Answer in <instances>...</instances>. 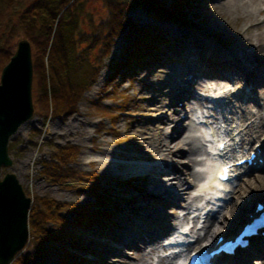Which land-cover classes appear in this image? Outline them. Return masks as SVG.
<instances>
[{
    "label": "rangeland",
    "instance_id": "374dc122",
    "mask_svg": "<svg viewBox=\"0 0 264 264\" xmlns=\"http://www.w3.org/2000/svg\"><path fill=\"white\" fill-rule=\"evenodd\" d=\"M34 1L17 0L18 11H22L24 9L22 6L30 5ZM82 1L80 11L83 17L88 18L90 16L88 13H91L98 19L100 14L107 11L102 0ZM166 1L170 3L172 0ZM230 1L233 2V0ZM228 2L227 0H188L183 10L184 13L180 15L181 20L157 19L142 7L130 9L128 15L134 23L147 27L152 32H161L167 42L171 41L170 44L167 43L168 45L163 46L156 58L154 56L151 60L146 59L126 73L124 77H120L121 72L114 73L112 66L116 62L122 63L124 61V49L132 37L128 29L122 30L115 36L109 56L103 60L96 80L84 91L74 113L67 117L50 114L48 118H45L44 112L39 110L34 102L32 119L24 123L11 138L9 145L14 143V147L13 149L10 148L9 152L13 165L3 168L2 175L7 172L16 174L26 194L31 197L32 204L33 198L36 196H47L57 201L73 202L80 205L94 203L95 196L91 190L93 185L89 183L88 179L72 183V186L68 183L62 186L52 183L41 171V162L53 159L54 146L72 145L77 147L79 152L76 158L69 163V166L84 174H97L99 183L109 193L111 199L115 200V205L109 207L113 213L112 231L103 230L101 232L97 228H83L76 232L86 243L85 246H98L95 253H81V256L93 260L92 264H123V259L131 261V264H136L137 259L133 256L134 250L129 247L124 249V246L134 244L138 248L140 247L141 242L131 238V234L137 227L142 228V226H145V229L142 230L144 235H141L140 238L147 236L152 239L146 249L149 250L150 247L151 250L154 237H158L160 240L157 251L150 257L151 264H157L160 257L169 253L168 248L163 247L164 238L174 229L180 228L186 223H199L205 226L217 219L218 223L222 222L220 223L222 227L226 225L224 230L228 231L230 227H234L239 222L240 216L246 214H244L246 209H253L256 200L264 201V186H261L262 181H264L262 177L264 176L263 167L262 170H255L251 175L236 181L234 187L236 193L230 203L234 209L230 207L226 211L227 214L226 212L204 214L202 209L210 200V196L207 194L208 192L201 190V185L206 180L205 165L210 160L207 149L209 151L211 146H207L208 142L201 129L198 131L196 128L195 132L193 129L195 110L198 109L199 114L200 110L204 111L205 108H198L200 100L197 99L199 104H193L192 107L195 108L193 113H190L191 111L180 112L181 110H179V113H175L174 117L171 118L178 105H170L174 95L170 93L171 95L166 97L168 93H165V88H163L167 84V80L170 79L169 73L173 74L170 65L177 62L185 65V67L188 66V70L193 76L192 72L196 70L197 65L206 70L205 72L198 70L201 72L200 75L197 74L199 75L198 80L203 81L204 85L208 83L209 88L213 86V89L216 90L229 82L230 88L239 90V92H243L246 88L251 89L252 93L248 94L250 95L247 97L248 99L241 96L240 101L234 103L236 108L239 105L241 107L242 104L243 109L247 107V111L252 114L257 112V108L264 114V95L256 86L259 78L263 79L262 82H264V62H261L258 55V57L246 55L254 44L251 45L249 41L243 43L245 36H247L244 31L248 25H256L258 20L264 18V11H260L261 8L264 10V0ZM2 30L1 27L0 32ZM248 33L256 34L258 30L254 28ZM23 38L26 37H19L17 40L16 49L19 40ZM234 43L237 46L231 48ZM230 49L234 50L230 55L221 52ZM232 58L242 60L250 68L252 74L244 72L247 75L250 74V79L231 67L232 65L235 66ZM221 71L228 78L220 77ZM181 78L190 80V76L187 74L178 79ZM193 82L190 81V86L194 90L193 94L199 98L202 96L206 100V97L214 95L212 91H209V88L204 90L197 85L198 83L195 85ZM238 82L243 83H239V88L238 84L235 85ZM179 83L177 82V84ZM33 85L35 86L34 81ZM179 92L180 96L190 93L186 90ZM34 94L33 91V101ZM164 95L165 99L163 98ZM232 96L235 100V93ZM223 100L226 101L227 99ZM178 103L180 106L181 101ZM206 104L204 103V106ZM237 109L241 110V108ZM214 113L216 112L214 111ZM205 114L212 116V113ZM254 119L257 120V117ZM173 127L176 128L172 129ZM35 129L37 130L36 133H34ZM189 131L195 135L196 144L203 149L193 155L194 159L198 161L190 166V170L200 174L201 177L199 181L192 182L189 176L182 175L185 177L183 188L187 187V192H190L176 194L173 192L183 188L176 184V190L170 192L171 187H166L164 181L168 179L170 181L175 176V173L169 170L170 165L174 164L181 168L182 164L178 162H186L187 156L178 155L177 150H173L174 152L171 154L168 147H163L161 154L154 153V156L150 153L148 155L145 153L147 148H142L141 144L149 145L154 150L155 145H157L154 140L156 137L158 138V135H162V137L165 135L169 139L177 137L171 146L181 148L184 152L183 147L176 144V141L179 138L185 139ZM261 131L264 134V128ZM151 135L154 137L153 141L150 140ZM253 135L252 140L257 143L261 133ZM242 149L238 148V150ZM99 156L101 158L108 156L110 159L105 161L104 158L101 160L96 158ZM160 156L163 158L161 159ZM158 160H160V166H153L154 162ZM135 162L151 163V166L144 173H134L131 172L130 167ZM256 176L262 178L260 177L257 181ZM126 180L130 183L125 182ZM172 181L175 182L173 179ZM245 189L250 190L248 195L252 197V201L248 205H243L240 214L235 217L237 206L233 204L240 202L244 196H247ZM196 197L197 200H195ZM211 208L212 204L208 210ZM64 215L70 219L69 213L65 212ZM168 223H170V227L166 225ZM197 233L203 235L205 229ZM74 235L70 236V242H67V246L71 247L72 253L78 254V248L73 249L70 245L75 238ZM254 242L250 248L252 250L255 246H264V238L255 239ZM119 248L123 249L122 252ZM58 253V251L51 252L46 258L45 264H60ZM237 264H246V262L240 260ZM247 264H264V248L259 256L253 257Z\"/></svg>",
    "mask_w": 264,
    "mask_h": 264
},
{
    "label": "trees",
    "instance_id": "16d2710c",
    "mask_svg": "<svg viewBox=\"0 0 264 264\" xmlns=\"http://www.w3.org/2000/svg\"><path fill=\"white\" fill-rule=\"evenodd\" d=\"M102 1L107 11L96 19L91 13L88 18L82 16V0H35L30 5L21 3L22 11H18L17 0H0V71L14 54L19 37L28 38L33 49L34 102L45 118L50 114L67 117L76 111L122 30L128 29L132 37L124 49V61L112 66L114 73L121 72L120 77L146 59L156 58L163 46L170 44L161 32L134 23L128 15L130 9L142 7L154 18L181 20L188 0ZM13 147L14 143L9 145V149ZM78 152L73 145L54 146L53 159L42 161L41 171L52 183L62 186L88 179L93 185L94 203L80 205L47 196L34 197L29 212V241L12 264H45L53 251L59 252L60 264H92L93 260L81 253H95L98 246H85L76 232L83 228L113 230L109 207L115 205V200L99 183L97 174H84L69 166ZM72 234L75 238L70 245L78 248V254L67 246Z\"/></svg>",
    "mask_w": 264,
    "mask_h": 264
},
{
    "label": "bare ground",
    "instance_id": "6f19581e",
    "mask_svg": "<svg viewBox=\"0 0 264 264\" xmlns=\"http://www.w3.org/2000/svg\"><path fill=\"white\" fill-rule=\"evenodd\" d=\"M227 1H229L228 3H236L235 2L236 0H233V2L230 0H227ZM261 1H263V0H261ZM260 11L263 12L264 11L263 8H261ZM263 27H264V18L262 20H258V23L256 25H254V24L248 25V27L244 31L245 35H247V36H245L246 38H245V40H243V43H246L249 41L251 45L254 44L252 46L250 52L247 53L246 55H248L250 57L251 56L258 57L259 56L261 58V62H264V29H263ZM254 28H256L258 30V33L249 34L248 32H250V30H252ZM235 46H237V44L234 43V46H232L231 48H234ZM233 51H234L233 49H230V50H224L221 52L226 53V55H230ZM232 61L235 62V66L232 65L231 67L235 71L242 73V75H245V77H247L248 79L251 78L250 74H252V73L249 70L250 68H248L244 64V62H242V60L232 58ZM252 63H253V61H252ZM170 69L173 72V74L169 73L170 79L167 80V84H165L163 86V88H165L164 92L168 93V95L166 97L170 96L171 95L170 93H172V95H174L173 96L174 99L171 101L170 105L171 106L172 105H178L174 109V112L172 113L171 118L174 117L175 113H179V110H181L180 112H184V111L190 112L191 111L190 113H193L194 110H191L193 104L198 103V101L200 100V106H198V107H199V109L205 108V110L204 111L200 110L201 118H203V120L198 121V122L199 123H203V121H205L206 123L208 122V125H207L208 129L207 128H206L207 130L203 129V131L205 132L204 133L205 137H208L207 138L208 139L207 140L208 145L209 146H211V144L213 145V143L211 142L212 139H213V141L218 140V142H219L220 139L226 137V139L229 140L230 145L228 146V148H226L224 151H220L223 159L227 158V156H229L228 154H231L232 152L234 153V151L237 148H239L240 146L243 147V149H245L246 147L251 145L250 148H252V150H254L253 152H255L258 148L256 147V149H255V147H254V143H253L254 141L252 140L254 137L253 134L256 135V134H259V132H260L261 135L259 137V142L260 141L264 142V135H263V132L261 131L264 128V114L261 112V110L259 108H257V112H253V114H252L250 111H247V107H245L243 109L242 104H241V107H240V105L237 107V108H241L240 111L236 108V106L234 104V103H237V101L240 99L241 96H243V98H247L248 96H250L248 94L252 93L251 89L249 91H245V92H247V95H246V93L244 91L239 92V90L230 88L231 84L229 82H227L223 86L218 87L216 90L213 89V86L211 88H209L208 83L206 85H204L203 81L198 80V76L200 75V73L205 72L206 70L201 69L197 65L195 68L196 70L194 72H192L194 74V76L191 75V73L189 72L190 70H188L189 69L188 66L185 67V65H181L177 62L170 65ZM198 70H200L201 72ZM244 72L250 73V74L247 75ZM184 74L189 75L190 80L187 81V78H184L185 80H183L182 78L178 79L180 77H183ZM197 74H199V75H197ZM219 75H220V77L222 76L225 79L228 78L227 75L222 71L219 73ZM191 80L192 81L196 80L195 85L198 83L197 85L201 86V88H203L204 90L206 88L207 89L209 88V91H212L214 95L206 97L207 102L205 100V97L201 96V98H199L196 94H193L194 90L190 86ZM262 80L259 78L257 80L256 86L260 88L261 93L264 95V89H263L264 88V84H263L264 82H262ZM177 82H180V83L177 84ZM239 83L243 84L242 82H238V83H235V85L238 84L237 86L240 87ZM226 88H227V90H226ZM181 90H186V91H189L190 93H187L185 95L180 96L179 91H181ZM221 91H223V92L221 93ZM260 91H259V93H260ZM234 93L236 95L235 100H234V97L232 96V95H234ZM257 95H259V94H257ZM181 97H183V98H181ZM163 98L165 99V95ZM197 99H199V100H197ZM223 99H227L226 102H224ZM220 100H222V101H220ZM180 101H181V105L179 106L178 102H180ZM204 103H207V104L204 106ZM263 105H264V103H263ZM214 111L216 113H214ZM205 113H209V114L212 113V116H207V115L205 116ZM179 116H181V115H179ZM254 116L257 117V120L254 119L255 118ZM186 117L188 119V115ZM179 124H181V123L179 122ZM194 124L195 125H194L193 132H195V129L197 127H199L197 125L196 121H194ZM175 128L176 127H173L172 129H175ZM184 128L186 129V126ZM214 132H215V134H214ZM210 136H211V140H210ZM245 136H246V138H245ZM185 137H186L185 139L179 138V140L176 141L177 143L175 142L176 144L181 145L183 147L184 152H182L181 148H176V147L171 146L173 144V141L177 140V137H172L169 139L165 135H164V137H162V135H158V138L156 137V140H154L153 139L154 137L151 135L150 140L156 141V144H157V145H155L154 150H152L149 145L146 146V144H144V145L141 144L142 148H144V149H145V147L147 148V149H145V153H147L148 155H150V153H151V155H154V156H155L154 153H160L161 154V152L163 151V147H168L170 149L171 154H173V152L175 150H177L179 152L178 155L181 154L183 156L184 155L187 156L186 162L178 160L179 161L178 163L182 164L181 168H179L178 166H176L174 164L170 165V167H169V170L172 171L173 173H175V176L172 178L175 182H173L172 179H170V181H169V179L164 181L166 187H168V188L171 187L170 192H172V190H176V184L178 187L183 188V185H185V184H183V183H185V177H182V175H184V174L189 176V178L192 179V182L199 181L200 180L199 178L201 177L200 174L190 170L191 169L190 166H192L194 163H197V161H198L197 159H194L193 155L198 153V152H201L203 149L201 147H199V145L196 144L195 135L191 134V131H189V134L186 135ZM239 137H241L240 140H239ZM260 148H261V152L258 154V156L264 158V147L260 146ZM217 150H220L219 147L217 149L215 146H213V147H211L210 152L207 154L208 158L210 157L209 158L210 160L205 165L206 180L201 185V190L208 192L207 194L211 195L213 205L216 204V202L214 200H216L219 203L218 199H216V196H223L224 201L226 203L227 196L236 193V188H234V185L231 186V187H233V189L230 192L229 185L217 182L215 177H214V175H215L214 171L217 167L216 163H217V161H219L218 158L214 157V155L217 156V153H216V152H218ZM245 156H246V154H244L241 158H244ZM248 157H250V154L248 155ZM96 158H98L100 160L104 158V159H106L105 161L110 159V157H108V156H106V158L105 157L101 158V156L96 157ZM145 158H146V155H145ZM162 158L163 157H161V159ZM159 162H160V160H158L157 162H154L153 166H160ZM150 166H151V163L146 164V163L135 162L131 165L130 170H131V172H134V173H137V172L138 173H144L147 170V168H149ZM218 166H219V164H218ZM261 167L263 169L264 164H262ZM258 168H260V166ZM250 169H252V168H250ZM169 170H166V171H169ZM251 172H253V171H251ZM260 177L256 176L255 178L258 181V179H260ZM262 177L264 179V176H262ZM261 186H264V181H262ZM244 191L247 192L246 193L247 196H244V199L241 200L240 202L235 201L236 203L233 204V205L237 206V208H236L237 210L235 211V217L237 214H240L241 208L243 207V205L244 206L248 205L252 201V197L250 195H248L250 190L245 189ZM189 192H187V187H186V188L181 189L180 191L177 190V192H173V193L184 194V193H189ZM173 193H171V194H173ZM176 194H173V195L175 196ZM195 200H197V197L195 198ZM230 205L231 204L227 205L224 208V210H223V208H221L219 212L225 213L232 206V205L231 206ZM218 206H220V203ZM231 208H233V207H231ZM246 210L247 211H245L244 214L251 211L248 209H246ZM231 211H233V210H231ZM226 214H227V212H226ZM224 217L226 218V216H224ZM245 219H246V214L243 215L242 217L240 216V220H239V222H237V224H239L240 222H242ZM220 223H222V222H220ZM220 223H218L217 219H214L208 225H205L204 226L205 233L202 236L201 235L198 236L197 242L199 244L203 245L205 242L207 243V242L211 241V238H213L212 240H214V238H216L219 234H221L224 231V228H226L225 227L226 225L224 227H222V225ZM166 225L168 227L171 226L170 223H168ZM193 227H194V229L196 228L195 225ZM236 228H237V225L234 226L233 229H232V227H230L228 232L232 233ZM143 229H145V226H142V228L137 227L135 230H133V232L131 234V238H135V240L137 239L141 242L140 247L138 248L134 244H127L124 246V249L129 247L132 250H134L133 256L137 259L136 264H151V262H150L151 254H153L157 251V249H158L157 246H158L160 240L158 237H154L153 238L154 241L152 244L153 247H151V250H150V247H149V250L146 249L148 247L147 245L152 241V239H150L147 236H144L145 238H140L141 235H144V231H142ZM193 230L191 229L190 232H194ZM263 248H264V246H255L253 248V250L247 249L246 251L241 252V254L239 253L240 255L237 254L236 256L239 255L238 258L237 257L234 258V261L233 262L231 261V263H229V264H237V262L240 260L241 261L244 260L247 264L251 261V259L253 257L259 256L260 252L263 250ZM119 250L122 252L123 249L119 248ZM249 250H252V251L250 252ZM175 259H176V256H172L171 258L170 257H160L157 264H174ZM122 263L123 264H131V261L123 259Z\"/></svg>",
    "mask_w": 264,
    "mask_h": 264
},
{
    "label": "water",
    "instance_id": "95a60500",
    "mask_svg": "<svg viewBox=\"0 0 264 264\" xmlns=\"http://www.w3.org/2000/svg\"><path fill=\"white\" fill-rule=\"evenodd\" d=\"M33 81L32 46L23 38L0 75V264H12L30 237L32 199L16 174L2 170L13 165L11 138L34 115Z\"/></svg>",
    "mask_w": 264,
    "mask_h": 264
}]
</instances>
